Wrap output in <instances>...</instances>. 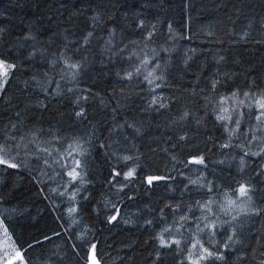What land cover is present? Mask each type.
<instances>
[{
  "label": "trees",
  "instance_id": "1",
  "mask_svg": "<svg viewBox=\"0 0 264 264\" xmlns=\"http://www.w3.org/2000/svg\"><path fill=\"white\" fill-rule=\"evenodd\" d=\"M0 60L25 264H264V0H0Z\"/></svg>",
  "mask_w": 264,
  "mask_h": 264
},
{
  "label": "rangeland",
  "instance_id": "2",
  "mask_svg": "<svg viewBox=\"0 0 264 264\" xmlns=\"http://www.w3.org/2000/svg\"><path fill=\"white\" fill-rule=\"evenodd\" d=\"M2 62L3 67L0 68V90L3 86V82L6 78L7 72L9 70V65L3 61ZM264 108H262L261 115L258 118V123L262 124L264 126ZM264 131V128H261ZM237 210V209H236ZM5 228L3 227V224L0 220V264H25L18 256L16 251L14 250L13 246L11 245L9 241V237L5 234ZM93 258V254L89 257V263L91 264Z\"/></svg>",
  "mask_w": 264,
  "mask_h": 264
},
{
  "label": "snow or ice",
  "instance_id": "3",
  "mask_svg": "<svg viewBox=\"0 0 264 264\" xmlns=\"http://www.w3.org/2000/svg\"><path fill=\"white\" fill-rule=\"evenodd\" d=\"M3 67V64H2V62H0V68H2ZM149 75H151V73H149ZM151 82V81H150ZM154 103H155V101H153ZM260 107L261 108H264V102H261L260 103ZM262 115H264V113H262ZM221 119H223L224 117H220ZM127 159V158H126ZM4 163H7V161L5 160V159H3L2 157H0V164H4ZM194 163H202V160H195L194 161ZM8 166L9 167H15V165L14 164H8ZM76 166L77 167H79V161H76ZM134 172H135V170L133 169V170H130L127 174H126V179L127 178H131L133 175H134ZM69 175H71L72 176V178H73V180H75L76 179V176L77 175H79L78 173H75V169H73V171L72 172H69ZM116 175H119V173H116ZM152 179L153 178H149V183L151 184L152 183ZM240 193H241V195H245L246 194V188L243 186V185H241L240 186ZM75 211V209H71L70 210V214H71V212H74ZM112 219H115V217H112ZM162 243H163V241H162ZM176 243H179L178 241H176ZM194 247H195V245H194ZM94 250H95V245H93L92 246V251H93V258H92V261H91V264H97V261H96V259H95V257H94ZM19 253H17V256L19 257ZM209 255H211V253H209ZM204 257L203 256H201L200 257V259H203Z\"/></svg>",
  "mask_w": 264,
  "mask_h": 264
},
{
  "label": "water",
  "instance_id": "4",
  "mask_svg": "<svg viewBox=\"0 0 264 264\" xmlns=\"http://www.w3.org/2000/svg\"><path fill=\"white\" fill-rule=\"evenodd\" d=\"M148 181H149V179H147V184L150 185V183ZM152 181H156V178H153Z\"/></svg>",
  "mask_w": 264,
  "mask_h": 264
}]
</instances>
